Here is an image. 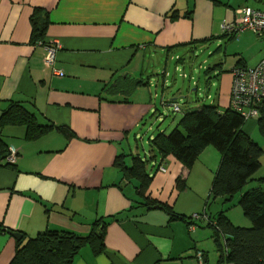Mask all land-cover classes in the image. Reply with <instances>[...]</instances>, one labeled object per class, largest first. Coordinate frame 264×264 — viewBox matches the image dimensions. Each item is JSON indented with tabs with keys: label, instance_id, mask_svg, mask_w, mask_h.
<instances>
[{
	"label": "crops",
	"instance_id": "obj_1",
	"mask_svg": "<svg viewBox=\"0 0 264 264\" xmlns=\"http://www.w3.org/2000/svg\"><path fill=\"white\" fill-rule=\"evenodd\" d=\"M245 5L264 9V0H0V117L18 101L39 124L63 129L26 140L23 125L0 126V139L18 153L14 164L0 163V264H9L16 249L18 239L8 230L25 240L46 230L87 235L101 220L103 250L85 244L72 264H219L209 221L227 204L207 212L206 190L197 189L202 178L211 187L219 153L208 145L190 169L172 155L161 158L149 141L177 124L173 118L163 121L161 111L163 100L178 102V96H165L162 87L159 109L157 94L152 97L157 87L152 92L149 84L139 85L133 98L109 97L106 87L123 73L140 76L145 56L157 51L168 57L209 43H219L217 51L235 38L257 42L250 30L222 29ZM35 8L48 19L37 42L30 24ZM263 36L255 64L264 57ZM55 43L60 46L48 64L46 45ZM244 55L227 71L221 60L209 69L218 70L213 101L221 110L229 105L231 69L249 66ZM154 118L163 121L156 130L150 125ZM249 129L252 123L243 126L247 135ZM119 154L128 155V164L131 155L146 159L152 180L145 196L184 218L145 204L135 180H122L115 167ZM161 160L164 172L158 169ZM180 175L187 182L183 191L176 188ZM203 211L202 218L193 217Z\"/></svg>",
	"mask_w": 264,
	"mask_h": 264
},
{
	"label": "trees",
	"instance_id": "obj_2",
	"mask_svg": "<svg viewBox=\"0 0 264 264\" xmlns=\"http://www.w3.org/2000/svg\"><path fill=\"white\" fill-rule=\"evenodd\" d=\"M30 24L31 40L36 42L41 40L48 24L46 12L41 8H35L30 16ZM233 32L236 34L239 31ZM176 57L177 55L173 59ZM181 59L179 56L176 62ZM237 64L235 67L255 66ZM235 67L231 69V73ZM209 69H205V73H208ZM148 83V80L141 77L123 73L106 87V94L109 97L123 94V97L127 98L137 86ZM246 121L229 105L228 108L221 110L212 100L209 104H200L195 108L184 110L181 118L168 134L157 132L149 141L151 148L155 149L161 158L172 155L187 169L193 166L199 154L208 145L219 152L218 168L208 195L212 199L220 197L222 203L228 205L209 221L213 227L219 264H264V189L258 187L243 190L245 185L253 180V174L260 166L262 148L244 132L243 126ZM256 121L259 131L264 136V109ZM5 125H23L26 129V140L38 139L53 129L63 130L52 123L39 124L34 115L18 101H12L1 114L0 126ZM67 135L69 136L70 132ZM8 149L0 139V163L8 154ZM127 156L119 154L114 160L122 180H135L136 192L145 204H158L171 215L184 218V215L175 213L170 206L145 196L152 180V175L147 171V161L131 155L128 164L125 160ZM6 165L12 164L6 163ZM175 182L178 191L186 189V177L180 175ZM236 195H238L237 201L233 206L237 205L241 208L244 217L250 222L249 226L233 224L223 213L232 206ZM204 212L198 214L202 215ZM105 225L103 220L96 221L87 235L64 230H46L27 240L22 237L16 240L15 253L9 264H72L76 254L85 244H91L96 252L103 250Z\"/></svg>",
	"mask_w": 264,
	"mask_h": 264
},
{
	"label": "rangeland",
	"instance_id": "obj_3",
	"mask_svg": "<svg viewBox=\"0 0 264 264\" xmlns=\"http://www.w3.org/2000/svg\"><path fill=\"white\" fill-rule=\"evenodd\" d=\"M253 36L257 39V42L252 36L250 38L247 37V41L244 42L235 38L231 41L222 42L220 44L221 47L217 51L216 48L218 47L219 43H209L205 46L193 48V50L190 52L183 50L177 51L176 53L172 54V56L168 55V57L166 56L165 52L157 51L156 53H152V55L145 56L142 62L143 71L140 76L136 74V77L139 76L145 80H148L150 87L149 89H151L152 92V88L157 87L152 97L157 94L156 104L158 108L160 109L162 106L165 108L163 111H161V116L164 117L163 121H169L172 118L179 120L184 110L195 108L200 104H209L213 99H215L214 96L218 90V81L214 78V74L217 73L218 70L214 71L211 69L209 70V73L206 74L204 72L205 69L211 68L216 62L221 60L222 69L227 71V69L231 68L236 58L240 56V52L245 54L243 58H245L249 66H253L255 64L254 62L260 54V49L262 48V39L260 35L255 33H253ZM175 55H178L183 59L176 62L178 58L172 59V57ZM213 71L215 73H213ZM164 72L166 74H163ZM183 74H185L186 77H183ZM162 87L165 90V96L168 97V94L171 93L178 96L177 100L182 112H173L172 107L169 105L161 106L160 100L163 96ZM133 94L134 92L132 95H130L132 98L136 96ZM117 95L120 96L121 94ZM207 96L210 98H207ZM248 121L249 122H245L244 126L246 124L249 125L250 123L253 124V130L250 132L249 129V135L251 136V139L262 148V153L259 158L260 166L253 174V180L249 181L243 190L258 187L264 189V136L259 131L255 120ZM150 122V125L153 126L154 130H156V128L162 124V122L156 121L155 118ZM147 124L148 123L145 125L147 126ZM138 147L140 148V144H138ZM210 149H213V151L216 153L218 152L213 148V146H210ZM140 152L142 153L143 150L141 149ZM199 183L200 186L197 187V189L206 190V203L204 205L207 209L206 211L208 212L211 210L212 214H214L217 208L220 210L222 199L220 197L216 199H212L211 197L207 198L208 190L210 188L209 181L206 180L205 183V179L202 178ZM237 197L238 195L235 196L232 206H230L228 209L230 210L229 216L234 220L235 224L239 226H249L250 222L244 217L241 208L237 205L233 206L237 201ZM194 218L196 217L194 216Z\"/></svg>",
	"mask_w": 264,
	"mask_h": 264
},
{
	"label": "built area",
	"instance_id": "obj_4",
	"mask_svg": "<svg viewBox=\"0 0 264 264\" xmlns=\"http://www.w3.org/2000/svg\"><path fill=\"white\" fill-rule=\"evenodd\" d=\"M222 29L224 31L251 30L258 35H263L264 9L241 6L236 10V19L232 23H224ZM59 46L57 43L54 46L46 45L45 61L48 64L53 63L55 52ZM182 76L186 77L185 74ZM163 104L171 106L173 112L181 111L180 105L176 101L167 100ZM229 106L246 120L257 118L260 115L264 109V57L253 67L238 66L232 70ZM8 151L4 161L14 164L17 159V150L14 147H9ZM158 169L165 171L162 162L158 165ZM194 216L202 218L205 214H195ZM199 256L202 257L203 254L199 253Z\"/></svg>",
	"mask_w": 264,
	"mask_h": 264
},
{
	"label": "water",
	"instance_id": "obj_5",
	"mask_svg": "<svg viewBox=\"0 0 264 264\" xmlns=\"http://www.w3.org/2000/svg\"><path fill=\"white\" fill-rule=\"evenodd\" d=\"M10 232V231H9ZM16 239H20L21 238V234L19 232H10Z\"/></svg>",
	"mask_w": 264,
	"mask_h": 264
}]
</instances>
